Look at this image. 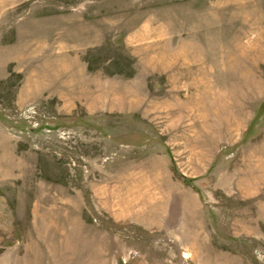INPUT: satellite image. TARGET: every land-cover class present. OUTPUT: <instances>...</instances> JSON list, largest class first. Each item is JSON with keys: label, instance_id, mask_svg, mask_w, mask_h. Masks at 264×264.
I'll return each mask as SVG.
<instances>
[{"label": "rangeland", "instance_id": "rangeland-1", "mask_svg": "<svg viewBox=\"0 0 264 264\" xmlns=\"http://www.w3.org/2000/svg\"><path fill=\"white\" fill-rule=\"evenodd\" d=\"M0 264H264V0H0Z\"/></svg>", "mask_w": 264, "mask_h": 264}]
</instances>
